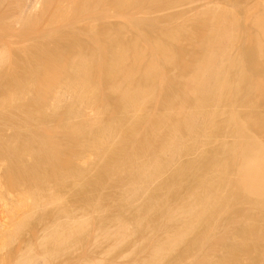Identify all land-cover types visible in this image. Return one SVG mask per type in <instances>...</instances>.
<instances>
[{"label":"bare ground","instance_id":"1","mask_svg":"<svg viewBox=\"0 0 264 264\" xmlns=\"http://www.w3.org/2000/svg\"><path fill=\"white\" fill-rule=\"evenodd\" d=\"M53 1L47 0L46 9L49 7L52 8ZM66 1L68 2V0L55 1L52 13L57 20L65 16L67 12L66 8L69 7V4L65 8L64 4ZM92 1H90L91 4H93ZM101 1L99 0L98 3H101ZM115 1L111 3L112 9H110L114 11V14L118 8L116 7L117 9H115L112 6L113 3H116L119 7L124 3V0ZM40 3H42L41 0H0V25L5 30L10 29L13 31V27L17 24L20 27V22H24L26 18H35L34 14L37 13L36 11ZM82 3L84 2L80 1V6H83ZM105 4H107V0L104 4H101L103 9L104 6L106 7ZM86 5L83 6L82 11L84 9L86 11L89 8V5L88 8H86ZM224 8L220 9L219 7L218 10L216 9L217 11L214 9L216 13L212 12L214 11L212 10L211 12L213 14H209L210 19L211 16L213 17L212 21L215 17L214 22L216 23L212 24V27L213 25L217 27L215 29L213 27L214 30H209L211 36L202 43V52L200 53L198 51L200 53L199 59H197L196 63L193 61L195 63L191 65L193 67H190L191 62L188 63L191 68H189L190 71L184 76L178 77L177 79H175L177 76L174 78L173 82L178 87L177 93L167 103L164 102L165 99L162 100L165 103L162 110L152 116L150 121L148 120L149 123L147 121L149 124L148 129H145L146 132L142 137L139 136L141 139L138 141L134 133L138 124L141 123V125H144L140 121H142L141 112L145 104L147 102L150 104L151 100L154 101L157 93L161 94L169 90L168 88L166 90V84L164 85L166 78H163L165 74L160 68L162 67L161 64L159 67V60H157V64L156 62L147 60L150 63L148 64L146 61L148 65L141 70L140 62L142 61L141 63L145 64L143 62V54H147V52L144 53L140 49V46L132 45L128 47L126 44L125 46L119 42V45H112V47L109 45V54L106 53L107 55H105L104 45L100 43L102 42L100 40L97 45L98 47L95 45L96 48L90 51L88 55L77 54L69 58L61 57L62 59H57V56H55L56 58L53 55L51 56V52L49 54L48 51L43 53L44 58H41L43 59L41 61L43 63L42 71L32 70L31 73L26 74L27 76L23 78L8 81L7 86L5 84L6 87L4 86L3 90L0 88L2 90L0 93V107H14L16 110L18 109V112L20 111V114L24 118L22 124L19 125L20 128L16 127L19 128L18 131L12 130L13 132L7 136L0 134V170L2 169V173L0 174V206L9 205L8 207L13 210L12 212L14 214L19 213V215H22V217L18 216L21 218L17 220V224L13 223L17 225L16 230H14L16 233L29 221L48 223L46 231L43 230L45 233L43 236H40L42 238L38 243L36 244V241H33L36 245H29L32 252L27 250L31 254L28 255L27 251L25 253L26 255L24 254L16 260L14 264H52L54 260H59V264H77L73 260L76 258L74 257L76 248L78 246L79 248L81 247L82 238L88 235L90 221L88 220L89 218L85 219L84 215H82L84 219L81 216L79 217L80 214L77 215L81 219L76 218L74 212H77V208L74 211L67 204L68 202H64L63 193L71 191L75 196L82 193L89 186V190H91L92 185L102 181L104 176L106 179L109 176L112 180L115 177H123L126 179L125 185L123 184V189L118 194L115 205L125 207L127 210L118 211L105 219L102 218L95 236L93 238L91 237L93 240H90L91 245L108 243L112 245V250H114L125 242H130L129 239L133 233L149 231L153 223L161 224L166 229V233L159 236V239L157 238L158 241L156 242L158 243L156 246L138 264H158L169 255L172 247L176 243H180L186 236L192 233L195 236L197 235L196 240L198 241L196 242L204 241L206 238L205 233H199L197 229L203 224H208V226L211 224L213 228L215 225H213V221H215L213 219L214 216L220 211L224 213L222 208L224 207L225 209L226 202L224 201L227 198L223 200L220 189L225 184L230 188V196L235 197L239 195L248 201L249 205H251L250 207L257 208L264 213V147L260 141L246 131L237 111L230 108L227 114L228 123L235 126L236 132L234 133L239 137L237 143L231 144L232 146L226 149L229 152V156L233 155V158L234 156L235 158L237 157V163L235 162V158L233 161L236 165L233 164L235 167V171L233 170L235 175L232 177V180L227 181L225 178L228 160L222 158V150L217 148L218 151L209 154H207L209 151L204 153L205 150H201L202 145L206 142L208 143L210 140V129L212 127L214 128L217 116L219 115L220 104L225 98L227 100L225 95H227L231 87V83L221 68L222 61L225 60L226 47L230 43V40H233V38L230 39L231 30L229 31L228 24H225L228 15L231 16V14L227 10H224ZM121 10L122 8L120 7L119 11L121 12ZM253 10L257 11L258 9L256 7L254 9L253 7ZM253 10L251 9L252 12ZM105 11H107L106 8L104 9ZM119 11L117 13L123 16L125 11L122 10L123 14L119 13ZM42 14L44 15L46 12ZM205 15L207 16V14ZM249 15L252 16L251 14ZM254 15L252 16V21L255 20ZM259 19H256V24L259 35L264 39V23L262 19ZM62 21L63 23L65 22L64 20ZM32 22L34 23L35 21ZM120 24L118 25L121 26L122 24ZM22 27L25 29L26 26L23 25ZM116 29L120 31V28L116 27ZM5 30L4 32H6ZM90 31L92 32V30ZM94 32L96 33L93 30L92 34ZM166 35H163L165 39L167 38ZM94 36H97V33ZM94 36L92 35L93 38ZM138 36L136 35L135 38ZM93 38L92 40L94 42L89 37L92 43L89 42L88 44H97L98 39ZM141 38L142 41L145 39L143 36ZM172 40L175 42L173 36L170 37L169 41L172 42ZM232 40L231 42H233ZM155 41H144V45L147 49L154 45L155 47L152 49L161 58L163 56L164 60L166 58L163 61L166 62L170 58L168 55L171 50L166 48L167 43H163L162 41V44H165L164 46L158 44L159 41L158 43ZM12 42L9 43L12 44ZM135 42L133 44L137 45L138 43L135 44ZM142 43L139 42L138 45L142 46ZM142 49L146 50L145 48ZM154 53L152 52L151 55ZM151 55L150 58L155 60ZM170 55H173V53ZM195 57H198V54ZM7 60L8 45L0 40V66L3 64V69L6 66L4 64L8 62ZM172 60L173 63L175 60L174 56ZM168 62L170 63V61ZM168 62L167 65L169 64ZM185 66L183 69H186ZM7 67L9 68V66ZM136 77L139 78V83L134 81ZM170 82L172 81L168 83ZM101 83H106V89L109 95H114L117 98L114 103L115 106L111 104L117 110L115 111L113 108L114 113L117 112V115L109 120L101 119L103 117L100 116L106 110V107H102L101 104V108L98 107L100 109H95L92 116L87 115L84 109V107L91 105V102L96 99ZM168 83L167 85H169ZM163 95L161 94V97ZM101 97L99 99L102 102L104 100H101ZM159 100L161 101V99ZM148 110L147 113H149ZM60 114L64 116L60 124L54 128L49 126L48 122ZM245 116L244 113L243 117ZM148 117H150V113ZM0 120L11 125L18 123L17 120H14L11 113L0 114ZM143 120L146 119L144 118ZM231 128L233 129V127ZM137 129L140 130V128ZM58 135H61L62 138H59ZM135 142L136 144H134ZM127 143L129 145L134 144V146L133 149L131 148L132 151L123 155V147ZM77 148L81 152L80 156H77L80 152L77 155L74 153L75 149L78 151ZM191 153L196 154L194 159H188L189 161L185 163L175 165L177 163L176 160L180 156ZM92 157L94 158L93 160L98 159L99 163L97 169L90 176L91 171L88 169L89 165L87 160L89 158L91 160ZM230 167L233 166L231 165ZM171 168L172 170L168 178L160 181L161 175ZM183 180H188L189 182L185 186L186 189H184L185 193L182 199L177 202L178 205L174 203L175 201L173 202L177 205L175 209L164 210L162 214L161 199L163 194L171 188V185L181 188ZM157 181L159 183L155 184L156 186H152ZM110 197L109 199H112L111 195ZM3 207L0 213L7 211L6 209L3 211ZM95 210L99 216L105 212L104 206H97ZM109 211L111 210L109 209ZM8 212L6 215L9 214ZM257 215H247L248 218H245L247 220L246 223L234 232V243L224 246L219 261L230 264L247 262L264 264V226L256 224L257 221L264 219V215ZM241 216L244 215L242 214ZM243 222L245 221L243 220ZM228 228V232H231L230 227ZM208 230H206V233ZM224 232H227V230ZM144 234L146 236V233L142 235L144 236ZM225 236L222 235L224 240ZM248 240L251 242L250 245L246 243ZM216 241L218 240L216 239ZM88 246L90 245L88 244ZM215 246L218 247L216 244ZM215 246H213L214 249L216 248ZM211 248L212 245L209 249ZM211 251H205L206 254L202 257L204 259L211 258ZM127 254L129 253L127 252ZM76 256L79 257L80 255L76 254ZM81 264L104 263L95 262L92 259L84 260ZM195 264H199V262Z\"/></svg>","mask_w":264,"mask_h":264},{"label":"rangeland","instance_id":"2","mask_svg":"<svg viewBox=\"0 0 264 264\" xmlns=\"http://www.w3.org/2000/svg\"><path fill=\"white\" fill-rule=\"evenodd\" d=\"M41 1L44 5L42 3L39 4V6H38L39 8L36 11L37 13L34 14L35 18L34 17H31V19L29 18L30 21H29V19L26 18L24 20V22H20V25H21L20 27H22L24 25V26H26L25 29L22 27L21 29H23V30H21L20 27L18 26L19 24H17L13 27V31L10 29L5 30L2 27V25H0V30L3 31V32L2 31L0 32V40L3 43H6L8 45V60H7L8 62L6 61L7 64H4V65H6L4 69H3V64L0 66V68L2 67L0 69V88H2V90L4 89L5 84L7 86L8 81L23 78V77L27 76L26 74L31 73L32 70L38 71V72H40V70L42 71V69H43L42 64L43 63L41 61L43 59H41V58L42 57L44 58L43 53L48 52V51H49L48 52L49 54L51 52V54H50L51 56L52 55L54 57L57 56V59H58L61 57H64V58L65 57L69 58L70 56L73 57L74 55H77V54L88 55L90 53V51H92L94 48H96V46L98 45V42L100 40H102V42H100V43L101 44L103 43V45H104L105 55L109 54L108 53V49H109L108 46L109 45H111V47H112V45H119V42H120V44H123V45L126 44L128 47L132 46V45L138 46V47L140 46V49L142 51H144V53L147 52V54L146 53L143 54L144 55L143 56V58H144L143 62H145V64L141 63L142 61L140 62L141 70H143V68L146 67V65H148L150 63L147 60H149L151 62H156V64L158 62L157 60H159V67L161 64L162 67H160V68H161L162 72L164 71V74H165V75L164 74L163 75L167 76V77L163 76L164 79L166 78L164 81V85L166 84L165 85L166 90H168V89L169 90L165 91V93L164 92L161 93L162 95L164 94L162 97H161L160 93H157V95H156L157 98L155 96L156 99L154 98V101L151 100L150 104H149V102H147V104H145V106H144L145 110L143 109L141 112V116H142L141 120L142 121H140V122H142V124L144 123V125H141V123L138 124L136 127V130H135V133H134V136H135V138H138L137 139V141H138L141 139V137L144 135V133L148 129V126H149L148 123L150 121V118L152 116H154L155 114L159 113V111L162 110L164 104L167 103L169 101V99L172 98L177 93L178 87H176L177 85L175 84V82H173L174 78L176 76L177 77L175 79H177L178 77L184 76L190 71V69H191L190 67H193L191 65H194L196 63L197 59H199V55L202 52V48H201L202 43H204V41L209 39L211 36V34H209L210 33L209 30L210 31L214 30L215 27H217L216 25H213V27H214V29H213L212 24L216 23V22H214L215 17H214V20L212 21L213 17L211 16V19H210L209 14L211 15L212 12L216 13L215 10L216 9L218 10L219 7H220V9H223L225 7L224 10H227V12H230V14H231V16L228 15V18H227V21H225V24H228L227 27L230 28V29L228 28L229 31L231 30L230 31L231 32L230 33L231 34L230 39L233 38V40L231 39L233 42H231V40H230V43L227 46L228 48L226 47V52H225L224 57H225V60H226V56L228 59L226 60V63H225V60L222 61L221 68H222V71H224L228 81L231 83V87L228 90L227 95H225L227 97V100H226V98L223 100V101H227V102H224V103H223V101L221 102L220 107H219V115L217 116V119H216V124H215L214 128L212 127L210 129V134H211L210 140L208 143L206 142V143H204V145H202L203 147H201V150L202 151L205 150L204 153L209 151V152H207V154L212 153L214 151H218V149L222 150V153H221L222 158L229 161V162L227 161V168H226L227 173H226L225 178L227 181L232 180V177L235 175V172H233V170L235 171V167L233 164L236 165V163H237L236 158L237 157L235 158V156H234L236 163L233 162L234 161L233 155L230 153L232 156H229V152L226 149H228L230 146H232L231 144H234L235 142L237 143L239 141L238 140L239 137L234 133V132H236L235 126L231 123L229 124L227 121V114H228V110L230 108L234 109L235 111L238 112L239 117L243 121V124H244L246 131L250 135L255 137L258 141H260L264 147V43H263L264 39H263V37H261L259 35L258 26L256 24L257 18L258 19L260 18L259 20L262 19L263 23H264V18H263L264 17V7H263L264 3H262V2H264V0L263 1L262 0H124V3H123L124 7H123V4L120 6L122 8V10L125 11L123 16L122 15L120 16V14L117 13L119 11L120 7H119V5L117 6L116 3H113L112 6L115 7V9L118 8V10H116L117 12L114 14L113 13L114 11L110 10V9H112L111 3L116 2L115 0H107V4H105L106 7L104 6V9L106 8V10H107L105 12H104V9H103L101 4H104L106 0H102V1L100 0L101 3L100 2L98 3L99 0L98 1L97 0H93V1L92 0H85V1L84 0H68V2L66 1V3L64 5L66 8L67 5L69 4L68 5L69 9L66 8L67 12H66L65 16H62V18H60L58 20L56 18H54L55 16L52 13L53 6L55 5L56 0L53 1L52 8L49 7L48 9H46V7H45L47 0H41ZM77 1H79V2H77ZM80 1L84 2V3H82L83 6L88 3L86 5V8H88V5H89V8L86 11H85V9H84V11H82L83 6H80V4H79ZM90 1H92L93 4H91ZM85 2H87V3H85ZM71 3H73V4H71ZM94 6H95V8H94ZM40 7H41V9H40ZM98 7H100V8H98ZM253 7H254V9L256 7V9H258V10L260 9V10L259 11L257 10L258 11L257 12L255 10H253ZM251 9L253 10V12L251 11ZM122 10H121V12L119 11V13H122ZM212 10H214V11H212ZM261 10H263V11H261ZM43 11H45L46 14L43 15L42 13H45ZM209 11H210V13H209ZM80 12H82V13H80ZM204 13L207 14V16ZM253 13L256 15H254ZM76 14H77V16H75ZM203 14H204V16H203ZM249 14H251L252 16L254 15L255 20L252 21L253 18ZM125 15H126V17H125ZM70 16H72L71 19H70ZM73 16H75V17H73ZM229 16H230V19H229ZM40 17L41 18L43 17V18L41 19ZM50 17H52V18H50ZM66 17H67V20H66ZM206 17H208V18H206ZM123 18L124 19L126 18V19L124 20ZM129 18H130V20H129ZM120 19L123 21H121ZM51 20H52V22H51ZM62 20H64L66 23L65 22L63 23ZM118 20H120V21H118ZM32 21H35V22L33 23ZM126 21H128L129 23ZM30 24H31V27H30ZM52 24H53V26H52ZM114 24H115V26H114ZM118 24H120L121 26H119ZM68 26H70V27H68ZM46 27H48V28H46ZM116 27L120 28V31H119V29H116ZM231 27H232V29H231ZM17 28H19V29H17ZM71 28H73V29H71ZM14 29L16 32L14 31ZM28 29H30V30H28ZM4 30L6 32H4ZM26 30H28V31H26ZM90 30H92V32ZM93 30L96 31L97 36H94V35H96L95 32H94V34H92ZM113 30H114V32H113ZM116 32H117V34H116ZM135 34L137 36L138 35L139 36L137 38H135L136 37ZM165 34H167L166 39H165V36H163ZM92 35L94 36L95 39H98L97 44L93 43L94 46L91 44L92 42H94L92 40V38H93ZM4 36H6V37H4ZM141 36H143V38H145V39H143V41H142ZM171 36H173V38L175 39V42H174V40H172V42L169 41ZM259 36H260V38L258 39ZM89 37L92 40V42L89 39ZM137 39H140V40H137ZM88 40H90V41H88ZM118 40H120V41H118ZM260 40L263 44L260 42ZM122 41H123V43H121ZM135 41H137V42H135ZM144 41L145 42L155 41L157 43L159 41L158 44H160V45L162 44V41H163V43H167L166 48L171 50L170 52L168 50V52H169L168 56L170 57L169 58L170 60L168 59L166 62H163L166 60V58L164 60L163 56L161 58L160 55H157L158 53L156 54V52L152 49L155 47L152 44L151 45L153 47L151 46V48L148 47V49H147V47H145V45H144ZM9 42L10 43L12 42V44H10ZM82 42H83V44H82ZM89 42H91V43L88 44ZM133 42H135V44H137V43L139 44V42H141V43L143 42V43L141 46L138 44L134 45ZM168 42H170V43H168ZM130 43H131V45H130ZM176 43H177V45H176ZM169 44H171V45H169ZM9 45H11V47H9ZM83 45H85V46H83ZM162 45L165 46V44H162ZM178 45H179V47H178ZM258 45L261 47H259ZM142 48H145L146 50H144ZM152 52L153 53L155 52L154 53L155 55L154 54L151 55ZM48 53H46V54H48ZM172 53H173V55H170ZM196 53L198 54V57H195V56H197ZM228 54H229V56H228ZM150 55L156 61L153 60L152 58H150ZM145 56H146V58H145ZM173 56H174L175 60L172 63ZM129 58L131 59V57H129ZM146 61L148 62V64H146L147 63ZM168 61H170L171 64ZM193 61L195 63H193ZM6 62H4V63H6ZM167 62L170 65L169 64L167 65ZM189 62H191L190 67L188 65ZM185 64H186V66H185ZM7 66H9V68ZM184 66L186 67V69H183ZM176 73H177V75H176ZM168 77L173 78V79H169ZM137 78L138 77H136V80L134 79V81H137L136 83H139L140 80H139V78L138 79ZM168 80L172 81L174 84L172 82L168 83L169 82ZM167 83L169 85H167ZM233 86L236 88H234ZM172 87H174V88H172ZM170 89L173 91H171ZM2 90L0 89V93ZM107 93H108V95H107ZM169 93H171V94H169ZM101 95H102V97H101ZM99 97H101V100H104V101L101 102ZM114 97H115L114 95L110 96L109 92H107L106 83H101V86H99V88H98V94H97L96 99L91 102V105L84 107V109L87 112V115L92 116L94 110L97 109L98 107L101 108V106H102V107H106V110H104L102 115L100 116V117H103L101 119L109 120V119L115 117L117 115V112H115L116 113L115 114L113 110L115 109L114 103H115V100L117 98L116 97L114 98ZM159 99H161V101ZM163 99H165L164 100L165 103L162 101ZM105 100H107V101H105ZM155 101H157V102H155ZM102 103H104V104H102ZM100 104H101V106H100ZM111 104H113L114 106ZM145 107L147 109H149L148 112L150 113V117H148L149 113H147V109ZM11 108L12 107H10V108H1L0 107V114L11 113L14 120H17L18 123H17V121H15V123H17V124H13L14 125L13 126L9 123L7 124L3 120H0V134H2V136H4V135L7 136V135L11 134L13 132L12 130L18 131V129L20 128L19 125L22 124V121L24 120L23 115L20 114V111L19 112L17 111L18 109L16 110V108H14V107H13L14 109L13 108L11 109ZM100 108H98V109H100ZM115 111H117V110L115 109ZM17 113H19L21 116ZM241 113H243V114H241ZM244 113L246 115L245 116L246 119H245V117H243ZM106 114L108 115V118H107ZM104 117H105V119H104ZM144 118L146 120H143ZM63 119H64V116L62 114H60L59 116L55 117L52 121H49L48 125L54 128L55 126L59 125L60 121ZM147 121H148V123H147ZM146 123H147V125H145ZM253 123H254V125H253ZM146 126H147V128H146ZM16 127H19V128H16ZM231 127H233V129ZM137 128H140L141 132ZM143 128H144V130H143ZM142 132H143V134H142ZM3 133H5V134H3ZM139 136H141V137H139ZM58 137L62 138L61 135H58ZM209 143H210V145H209ZM134 144H136V142ZM134 144H131V145H129L128 143L125 144L123 147V155L125 153L132 151ZM226 144H228V145H226ZM211 148H212V150H211ZM77 149H78V151L76 149L74 150V153H76V155L80 152L79 148H77ZM192 154H193V156H192ZM226 154H228V155H226ZM80 155H81V152L77 156H80ZM195 156H196L195 153L182 155L178 158V160H176L177 163H175V165L182 164V163H185L189 160H192L195 158ZM227 156H229L230 159H228L229 157H227ZM226 157H227V159H226ZM93 159H94L93 157L91 158V160H90V158H89V160L86 159L88 162V165H89L88 169L91 171L89 174L90 176L97 169V166L99 163L98 159H95V160H93ZM231 160H232V162H231ZM90 163H92V164H90ZM228 165H230V166L232 165L233 167H230ZM172 168L167 170V172H165L161 175L160 181L166 180L168 178ZM1 171H2V169L0 170V174L2 173ZM90 180H92V178H90ZM106 180H107V182H105ZM119 180H122V181L119 182ZM125 182H126V179H124L123 177L122 178L121 177L120 178L115 177L114 180H112L109 176L107 177V179L104 176L102 181L94 183L92 185L93 187H91L92 188L91 190H89V187H90L89 186L88 188H85L82 193L77 194L75 196L71 191H66L65 192L66 194L63 193L64 194V197H63L64 202H66V203L68 202L67 204L74 211L77 208V212L76 211L74 212L76 218L81 219L79 217L80 216L82 217V215H84V218L85 219L89 218L88 220L90 221V228H89L88 235H86L84 238H82L83 240L81 242V247L79 248V246H78L76 248V252H75V256H74L76 258L73 260L76 261L77 264H81L84 260L87 261V260H92V259L95 260V262H100V263H104V264H138V262L142 261V259L146 256V254H148V252H151L150 250L154 246H156V244L158 243L156 241H158V239H159L158 237L162 236L166 233V229H164V226H162L161 224H158V223H153V225L151 224V226L149 228V231L151 230V232H149L148 230H146L142 233H136L135 232L131 235V238L129 239L130 242L127 241L124 244L117 247L116 249L113 248L114 250H112V245L108 244V243L102 244L103 246L98 245V244L91 245L90 240L93 241L92 238L95 236L96 230L100 226L102 218L105 219L110 215H114L118 211L127 210V208H125V207L115 205L116 201H117L118 194L123 189ZM188 182H189L188 180L187 181L183 180V182L181 184L182 185L181 188L176 187L175 185H171V188L163 194V197L161 199V205H162L161 213L162 214H163L164 210L175 209V207L178 205L177 202L182 199V197L185 193L184 189H186L185 186ZM111 183L114 184L115 186L112 185ZM116 183H117V186H116ZM158 183H159V181H157L156 183L154 182L152 184V186H156L155 184H158ZM225 186H226V188H225ZM224 188H225V190H224ZM220 190H221L220 194L222 193L221 196H222L223 200H224V198H227V200L224 201V202H226L225 203V209H224V207L222 208V210H224V213H222L223 211H220L218 213V214L221 213L220 215L217 214L218 216L217 215L214 216L213 219L215 221H213L214 222L213 225L214 224L215 225L214 226L212 225L213 228L211 227V224L209 226H208V224L207 225L203 224V225L199 226L197 229V231L199 233H205V237H206L204 240L205 242L204 241L196 242V241H198V240H196L197 235L195 236V234L192 233V234L186 236L184 238V240H182L180 243H176L172 247L169 255L166 256V258L162 259L158 264H188V263L189 264H195L196 262H199V264H230L227 262L219 261V257L223 253L224 246L231 245L232 243H234V238H233L234 232L236 229H238L239 227L243 226L246 223L247 220L245 218H248V216H247L248 214L249 215L252 214V216H256L257 214H258L257 216H263L264 213H262L257 208L250 207L251 205H249L248 201L245 198H242L239 195H237L235 197L230 196V192H229L230 188L227 184L221 186ZM225 191H226V193H225ZM109 192H111V194H109ZM110 195L112 196V199H109ZM108 200H109V202H107ZM164 200H166V201H164ZM104 201H106L107 203L105 202L106 203L105 204ZM173 202L175 204L177 203V205H175ZM227 203H229V204H227ZM93 204H95V205H93ZM3 206L2 205L0 206V212H2L1 208L3 207V211H4V209H6L7 211H9L8 212L9 214L6 215L7 211L0 213V218H1V220H0V264H14L16 262V260H18L28 250H30V248H29L30 244H33L35 246L38 243V241L42 238L40 236H43V234L45 233L46 228L48 226V223L47 222L46 223H44V222L36 223V222L29 221L26 223L25 226H23L16 233L14 230H16L17 225H14L13 223H16L17 220H19L22 217V215H19V213H16V212L15 213L17 215L14 214V212H12L13 210H11L8 207L9 205H7V206L3 205ZM5 206H6V208H5ZM97 206L98 207L104 206V209H105V212L103 214H101L100 216L95 210V207H97ZM108 206H109V208H108ZM117 207H119V208H117ZM226 208H227V210H226ZM8 209H10V210H8ZM109 209L111 211H109ZM106 211H108V212H106ZM10 212H11V214H13L12 216H11ZM91 212H93V213H91ZM77 214H80L79 217ZM242 214L244 216H241ZM91 215H93V216H91ZM18 216H21V217H18ZM84 218L82 217V219H84ZM243 220L245 222H243ZM230 224L232 225V227ZM256 224L259 226H264V219L257 221ZM158 225H160V226H158ZM209 227H211V229H209ZM228 227H230V229L232 230L231 232H228L229 231ZM40 228H41V230H40ZM43 230H45V231L43 232ZM206 230H208L207 233H206ZM226 230L228 233L224 232ZM90 232H91V234H90ZM143 233H146V236H145V234L143 236L142 235ZM152 234H153V236H152ZM140 235H142V236H140ZM222 235H226L225 240H224V237H222ZM153 237H155V238H153ZM220 237L222 240L220 239ZM148 238H149L150 242H149ZM36 239H38V240H36ZM216 239L221 243V245L218 241H216ZM137 240H138V243H137ZM33 241L34 242L36 241L35 242L36 244ZM85 242H86V244H85ZM213 242L214 243L218 242V243H215L216 245H218V247L215 246V244ZM129 243H130V245H129ZM146 243H147V245H145ZM246 243H247V245L251 244V242L249 240ZM84 244H85V246L83 247ZM88 244L90 246H88ZM33 245H32V247L34 248ZM211 245H212V248L209 249L211 247ZM213 246H215L216 248L214 249ZM83 248H84V250H83ZM213 249H214V251H213ZM79 250H80V252H79ZM130 250H132V251H130ZM30 251H28V252H30ZM205 251L206 252L211 251L210 254H212L213 256L211 255V258H209L210 260L204 259V257H202V256H205V254H206ZM28 252H27V254L30 255L32 251L30 253H28ZM77 252H79V253H77ZM127 252L129 254H127ZM76 254H78L80 256L78 257V256H76ZM250 254H253V253H250ZM200 258H201V260H199ZM52 264H59V260L58 261L54 260ZM238 264H255V263L247 262V263H238Z\"/></svg>","mask_w":264,"mask_h":264}]
</instances>
